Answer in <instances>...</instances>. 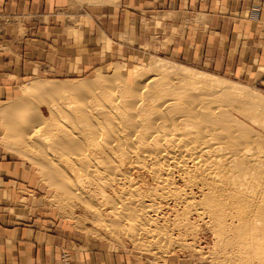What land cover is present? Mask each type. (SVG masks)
Returning a JSON list of instances; mask_svg holds the SVG:
<instances>
[{"label":"crops","instance_id":"obj_1","mask_svg":"<svg viewBox=\"0 0 264 264\" xmlns=\"http://www.w3.org/2000/svg\"><path fill=\"white\" fill-rule=\"evenodd\" d=\"M143 52L264 85V0H0V264L151 261L46 211L40 179L4 145L1 124L28 83L81 78Z\"/></svg>","mask_w":264,"mask_h":264},{"label":"rangeland","instance_id":"obj_2","mask_svg":"<svg viewBox=\"0 0 264 264\" xmlns=\"http://www.w3.org/2000/svg\"><path fill=\"white\" fill-rule=\"evenodd\" d=\"M156 60L169 63V65H180L196 72H202L226 81L231 85L246 87L252 96L255 95L256 98L261 100L263 105L258 107L252 102L244 100L242 103L241 100H237V104L236 100L235 102L233 100L232 103L234 105L229 107L231 110H233L232 108L245 110L246 117L242 119L238 116V118L244 121L248 128L258 134L264 141V85L262 83L258 82L254 84L246 79H237L232 75L219 74L213 70L197 67L163 55H151L149 52H143L139 54V57L117 64H107L101 68H97L90 75L81 78L51 83L42 80L37 81V83L45 82L44 84L47 86L56 85L61 89L73 88L81 83H87L93 89L96 87L101 88L98 90L99 97L98 94L95 93V96H92L86 93L85 90L78 93V96L53 94L32 95L29 98L24 97L25 87H33V84L36 82L25 85L21 91L22 97L18 102L8 107L6 113L5 111L3 112L9 115L8 118L1 120L2 141L7 144L4 145L10 151L19 154L20 158L24 159L28 166L36 172L42 184L40 195L43 196L44 205L48 207L46 211L48 210L53 216L69 222L74 227L76 233L90 238L92 242L124 245L128 249H131L133 253L150 259L151 261L147 262L148 264H262L258 258V260L256 259V256L253 257L254 253H256V243L254 245L253 242L257 240L263 242L261 238H264H260L261 234L264 236L262 230L264 229L262 228L264 227V212H262V209L264 210V176L256 178L255 184L251 185V188L254 190L251 189V196L257 200L247 196V193L244 194V198L235 200L232 196L237 192L236 189L232 186L226 188V192L221 197L233 200L236 204L222 209L221 212L219 211V213L225 215L222 217L221 222L218 223L212 220V208L207 203V199L211 196V191L208 187L202 185L204 181H207L204 179L207 178L203 177L201 172L189 174L186 171H180L179 168H175L174 165L168 163L169 166H173V173L159 172L162 175L158 176V174H154L150 170V163L144 162L140 157L139 160L137 155L135 158V155L126 151L124 146L122 148L125 151L121 148L120 139L113 132L110 124L113 121L112 114L114 113L109 111L108 108V105L112 101H116L115 98H117L116 95L118 94L110 90L109 85H105L106 82L97 81L98 75L108 71L114 72L117 76L114 81L121 83L123 79H126L127 82L133 84L134 76L136 75L135 79H137L138 73L140 74L144 71L148 75L151 74L149 73V68L151 67V63ZM138 82L140 84L137 83V85L140 86L141 82L139 79ZM32 92H35V90ZM32 92L31 94H33ZM107 96L109 97L107 98ZM87 103H90V105L93 103V106H88ZM9 108L11 111H9ZM22 108L29 111V117L25 120L18 117L19 110ZM96 108L103 110L100 113V110H94ZM90 110H93V114ZM253 121H257L261 125L258 126ZM94 125L98 126V128L95 127L97 128L94 137L96 140H94L95 145H100L99 147L105 146L107 149L109 143L115 142L113 145H115L116 151L120 148L119 152L114 150L110 153V151L103 149L104 151L102 152L98 150V152L93 153V155H96H91L92 158L90 156V166L95 159V161H99L98 163H100L99 166L101 168L96 172L86 166L88 163L77 167L70 165L68 161L72 157L71 153L73 152V147L71 146L72 139L75 137L73 132L74 130L78 132L75 128L89 129L88 126L92 128ZM126 146L132 147L133 145L129 143ZM127 152L130 154H128L129 156L125 154ZM163 161L160 162L164 163L165 161ZM145 163L147 168L145 167ZM102 164L105 165L103 166ZM165 164L167 163L165 162ZM189 166L191 167L192 165L189 164ZM165 180L167 183H165ZM208 181H211L209 177ZM89 183L90 185H88ZM177 197L186 199H183L184 201L180 199L179 201ZM135 199H142V203L136 206L132 205L131 203ZM191 200L195 201V207L190 205L189 202ZM151 204L155 206L150 215H148L150 218L152 217L155 223L153 221L149 222L146 218L143 221L138 216L136 217L140 209L144 207L146 209ZM117 205L118 207L121 206V210L114 209ZM123 205L132 213L130 214L131 216L135 215L134 219L121 221L119 213L125 212V208L123 209L124 211L122 210ZM253 206L255 207L253 208ZM209 211L210 213H208ZM258 212H260L259 215H257ZM202 213L205 214L203 215ZM248 217L251 219H248ZM254 217H257V220ZM129 221L131 222L129 223ZM258 226L262 228H260L261 231ZM242 227L244 228L243 231H246V229L247 232L253 230V235L252 231L250 234L247 232L243 233V231L239 232ZM258 233L259 236H257L261 240L256 237ZM241 235H243L244 239ZM254 238L256 239L254 240ZM253 245L255 249L252 248ZM62 259L65 261L64 258Z\"/></svg>","mask_w":264,"mask_h":264},{"label":"bare ground","instance_id":"obj_3","mask_svg":"<svg viewBox=\"0 0 264 264\" xmlns=\"http://www.w3.org/2000/svg\"><path fill=\"white\" fill-rule=\"evenodd\" d=\"M149 69V73H151L150 75H148V73L146 72L145 74L144 71L143 73L139 74L137 71L138 78L135 79L136 75L134 76L133 84L127 82L126 79H123L121 83L114 81L117 78L116 73L114 72L108 71L100 73L98 75L97 81H102V83L106 82L105 85L108 84L110 90L118 94L116 95L117 98H115L116 101H112L108 105L109 111L114 113L112 114L113 121L110 123L112 126V130L116 135H118V138L120 139L119 143L120 145L122 144L121 148L122 146H124V148H126V151H129L130 154L135 155V158L137 155L139 160L141 158L144 162L150 163V170H152L154 174H158V176L162 175L160 174L161 172L168 174L173 173V166L171 167L169 166V164H172L175 168H179L180 171H186V173L189 174L201 172L203 177L207 178L204 179L207 181H204L202 185L204 187H208V189H210L211 191V196L207 199V203H209L210 208H212V220L214 222L219 223L221 222L222 217H224L225 215L219 213V211L221 212L222 209H225L226 207L231 205L234 206V204H236V202H234L233 200L224 199V197H221L222 194L226 192V188L228 186H232L234 187V189H236L237 192L234 196H232L235 200H240L241 198H244L245 193H247V196L254 199V197L251 196V192L253 190L251 188V185L255 184L256 178L258 179L264 176V141L258 134L248 128L246 123L240 119H244L246 117V111L242 109L239 110L237 108V111L234 108H232L233 110H231L230 107L231 105H234L232 103L233 100L234 102L236 100L237 104V100H241V103L243 100L249 101L252 102L254 105H257L258 107H261L263 103L261 102V100L256 98L255 95L252 96L249 90L246 89V87L244 86L233 84L231 85L230 83L218 79L217 77H213L202 72H196L192 69L185 68L180 65H169V63L167 64L163 61L156 60L155 62L151 63V67ZM138 79L141 82L140 86L137 85V83H139ZM44 83L36 82L33 84V87H25L24 97L30 98V96L32 95L38 96L53 94H64V96H78V93L83 92L85 90L86 93H89L93 96L95 93L98 94V90L100 88L96 87L95 89H93L89 84L81 83L79 85H76V87L64 89L62 88V90L56 85L47 86ZM34 90L35 92H32ZM31 92L33 94H31ZM99 96L100 95L98 94V97ZM108 97L109 96H107V98ZM91 105L93 106V103H91ZM91 105L90 103L88 104V106ZM90 108L92 109V107ZM94 110L97 111L98 109L96 108ZM99 110L101 113L103 109L101 110L100 108ZM234 110L236 111V113ZM9 111H11L10 108ZM28 112L29 111H26L24 110V108H22L19 110L18 117L25 120L29 117ZM90 112L93 114V110H90ZM238 116L240 118H238ZM253 122L255 124H258V126L261 125V123L259 125L257 121ZM90 127L91 126H88L89 129H82L78 127L75 128L76 130H78V132H75V130L73 132L75 134V137L72 139L71 142L73 152L71 153L72 157H70L68 161L70 165L77 167L84 166L86 165V163H88L86 166L90 167L89 169H92L93 171L95 170L94 172H96L100 168V163H98L99 161L97 162L94 159V161L92 160L93 162L90 166V156L93 155V153L98 152V150H100L101 152L104 151L103 149H106V147H99L100 145H95L94 142L96 140L94 137L98 126L94 125L92 128ZM16 128L18 129V127ZM114 143L108 144V148L106 150L110 151V153H112L111 151H116L115 145H113ZM129 143L133 146H126L129 145ZM119 149L116 152H119ZM129 153L127 152L125 154L128 155ZM95 155L96 154H94L93 156ZM162 160H164L167 164H165L164 161V163H161L160 161ZM189 164H191L192 166L190 167ZM211 176L212 178H210ZM208 177L209 179H211L210 182L208 181ZM167 181L165 180V183H167ZM88 185H90V183ZM75 187H77V185H75ZM258 193L260 194L259 191ZM82 194L84 193L82 192ZM177 199L179 201L180 199L184 201L183 199L186 198L177 197ZM140 203H142V199H135L134 201H132L131 204L136 206L140 205ZM189 203L190 205H195V201L191 200ZM154 206V204H151L148 206L149 209L147 207L146 209L144 207V210L140 209V212L136 215V217L138 216V218H141V220L146 218L149 222H152V217L150 218L149 215L150 212L154 209ZM254 207L255 206H253V208ZM124 208L125 206L122 208V210ZM114 209L121 210V206L118 207L117 205V207ZM240 209L242 210V208ZM260 212H258L257 215H259ZM262 212H264L263 209ZM208 213H210V211ZM119 214L121 217V221L134 219L133 217L135 216L130 215L132 213L129 212L128 208H125V212H121ZM257 217H254V219H256ZM249 218L250 217H248V219ZM130 222L131 221H129V223ZM260 228L261 227H259V230L261 231V229L264 227H262L261 229ZM243 229L244 228L242 227L239 232L243 231ZM251 229L253 228L251 227ZM248 230L250 229L248 228ZM262 230L264 233V229ZM244 231L243 233H246L247 229L245 232ZM250 232L253 235V230H250ZM250 232L247 233L250 234ZM259 233L256 234V237L259 236ZM241 237H243V235H241ZM261 237L264 236L261 234L260 238ZM260 238L258 237V239ZM255 239L256 238H254V240ZM261 239H263V242H259L258 240L253 242L254 245L256 243V249L254 248V245L252 248L256 250H254L256 253H254L255 255L253 257L256 256V259L258 258L263 264L264 238ZM250 241L252 242V240Z\"/></svg>","mask_w":264,"mask_h":264}]
</instances>
